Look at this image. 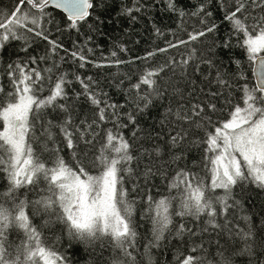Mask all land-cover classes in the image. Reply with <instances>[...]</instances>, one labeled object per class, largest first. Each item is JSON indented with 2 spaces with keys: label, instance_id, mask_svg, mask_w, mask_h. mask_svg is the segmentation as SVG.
Listing matches in <instances>:
<instances>
[{
  "label": "trees",
  "instance_id": "16d2710c",
  "mask_svg": "<svg viewBox=\"0 0 264 264\" xmlns=\"http://www.w3.org/2000/svg\"><path fill=\"white\" fill-rule=\"evenodd\" d=\"M174 2L185 13L184 16L169 11L167 0H108L111 9L105 13L103 24L97 25L94 29L90 27L93 23L90 18L78 30L68 28L66 16L49 7L46 10L49 16L39 17V27L29 25L34 31L31 34L26 33L27 43L23 40H14L6 48L0 49L2 52L0 89H3L0 91V102L9 99L6 95L8 92L15 91L12 81L18 79L20 75L19 69L15 67L17 64L25 73H31L35 69L45 77L44 90L39 93L41 98L50 94L56 79L63 75L67 82L64 85L66 99H58L57 104H65L68 112L62 111L59 107L42 110L32 126V133H34L32 143L36 150H43L45 144L48 149H58L57 154L70 165L75 164V160L72 151L66 146L59 127L51 128L53 140H47L44 129L48 127L49 121L59 125L71 115L73 129L79 128L80 132L93 140L95 145L94 148L85 147L83 140H80L77 145L78 149L83 148L89 153V161L102 154L101 144L106 143L105 133L113 129L112 121H99L96 115L98 109L84 93L81 81L88 83L90 91L97 94L98 98L107 99L111 104L124 105L119 109L121 113L119 122L127 126L121 127L119 131L131 144L129 152L134 159L130 164L122 166L130 168L131 171H122L119 175L123 178L125 200L132 202L134 220L139 225L137 246L129 249L133 252L135 264H148L149 256L151 264H180V260L189 255V250L194 246H199L196 255L202 256L205 264H224L225 259L227 264H250V261L251 264H256L258 260H264V227H262L264 190L252 184H245L243 189L233 188L234 199H239L241 206L229 209L225 214L226 220L224 216L218 217L219 222L228 225L223 233L219 229L203 232L201 229L204 225L201 221L192 217H185L182 221L181 217L175 215V212L180 210L182 196L186 194L183 184L178 188L170 187L171 184L178 182L177 173L181 170L188 171L202 181L206 188L210 186V165L205 159V156L210 154L205 152L207 145L203 143L206 132H214L215 126L229 119L230 111L237 104L243 106V92L240 88L244 81H237L235 75L237 65L234 61H240L244 65L249 84H255V79L252 74L253 63L248 61L245 50L237 46L238 41L242 42V34L229 37L231 25L223 19L222 0H174ZM227 2L229 8H232L233 0H227ZM17 3L18 0H0V19L8 16ZM137 5L140 6V11L132 12L135 19L129 15H121L123 8H135ZM201 5L212 13L211 17L193 15ZM29 10V6H24L21 14ZM31 11L36 12V10ZM249 11L256 15L260 14L258 9L250 8ZM62 17L65 19L62 20ZM50 18H54L55 23H47L46 21ZM202 19L205 20L204 24L200 23ZM211 23L218 25L217 31L186 45L168 48L169 42L176 44L181 39L188 40L189 32L202 30ZM41 29H46L49 40L56 41L62 47L53 50L48 41L36 37L35 32ZM225 40H230L232 45L230 49L223 48ZM24 47H27V51L22 50ZM160 48H167V51H157ZM72 51L81 52L91 62L85 63L81 68L80 61L72 57ZM113 52L116 53L115 56L112 55ZM148 53H154V55L149 57ZM33 59L35 63L32 62ZM184 60L188 61L187 65L182 64ZM206 60H211L215 66L210 67L204 63ZM97 64L101 66L97 67ZM9 65L12 67L10 68ZM161 67L163 71H160L158 77L153 79L156 81L155 88L163 91L165 95L157 97L152 94L150 96L152 103L149 107L143 113L137 112V102L141 107L145 103L138 97L153 93V90L147 85H141L139 89L132 86L139 83L146 70H158ZM48 68H53V71L48 73L46 71ZM217 68L228 77H232L229 81L230 88L216 82ZM77 77L80 79L78 80ZM89 78H91L90 81ZM209 102L216 105L215 112L206 109L207 116H210L213 122L212 126L205 128L203 125L197 126L190 121L177 120L175 113L178 110L191 115L188 111L190 105L200 103L204 106ZM169 108L172 109L173 114L165 119ZM108 111L111 112V109ZM130 112L136 113L134 123L128 122L126 114ZM39 116H43V119ZM29 119L30 121L33 119L32 114ZM93 119L97 121L94 125ZM191 119L197 118L192 116ZM89 125L92 127L89 128ZM80 132L74 134L79 137ZM178 132L187 134L179 144L173 146L169 142L170 136ZM157 147L160 148L159 157L155 155ZM105 154L110 157L117 156L115 152ZM42 158L47 162L48 167H52L48 151H42ZM54 159L55 156H52L51 160ZM150 165L154 171L156 169L159 171L152 176H147ZM100 169L101 165L97 160V167L90 168V174L98 175ZM190 182L194 185L196 183L194 180ZM6 185L5 174L0 172V191L4 190ZM17 195L21 199L39 198L30 194L26 195L25 189H21ZM211 195L214 198L224 197L225 192L223 189H215ZM149 196L153 199L151 211H149ZM164 198L170 200L169 213L172 214L173 225L178 227L179 223L183 222L196 235L185 232L178 236L170 226L164 233L165 238L146 253L144 245L151 239L152 228L149 217L156 214L154 202ZM215 207L217 210L221 209L219 203H215ZM25 211L26 214H30L29 208ZM245 215L251 217L249 222L241 219ZM31 222L40 230L44 245L66 256L69 264H113L116 259H124L120 250L115 249L107 239L103 243L97 241L94 244L69 242V236L63 225L58 223L54 216L44 212L32 216ZM249 227H252L254 232L253 239L249 241L253 246L251 256L242 252L245 242L236 235ZM9 238L19 244L24 239V234L20 230H14ZM41 264H43L42 261Z\"/></svg>",
  "mask_w": 264,
  "mask_h": 264
},
{
  "label": "snow or ice",
  "instance_id": "6c2138e0",
  "mask_svg": "<svg viewBox=\"0 0 264 264\" xmlns=\"http://www.w3.org/2000/svg\"><path fill=\"white\" fill-rule=\"evenodd\" d=\"M169 11L177 12L180 16L185 13L179 9L174 0H167ZM24 6H29L30 10L23 12ZM53 10H61L66 13L67 27L79 29L83 23H87L91 18L93 23L90 27L96 29L97 25L104 22L105 13L109 12L111 5L108 0H18L8 16L0 19V49L6 48L11 41H28L27 34L33 33L34 29L29 25L39 27V17L49 16L46 10L49 7ZM258 9L259 15L253 14L249 9ZM224 10L223 19L231 25L229 37L231 35L240 36L242 42L238 41L237 46L244 49L247 59L254 63L252 74L256 78L255 84H249L246 77V69L240 61H234L237 65L236 79L243 80L240 90L243 92V106L237 104L230 111V118L223 121L219 126H215L214 132H206L203 143L207 145L205 159L208 161L209 172L211 173V184L206 186L190 172L181 170L177 173L178 182L170 187L185 186V195L181 198L180 210L175 212L176 216L182 218L192 217L202 222L203 232L221 230L228 228L226 223L218 221L219 216H224L229 209L240 207V200L234 199L233 188L243 189L245 184H252L264 190V0H233V7L229 8L227 0H222ZM31 10H36L33 12ZM133 11H140V6L135 8H123L121 15H129L132 19ZM193 15L211 17L212 13L204 9L203 5ZM65 18L62 17V20ZM47 23H55L54 18H50ZM200 23L204 24L202 19ZM98 30V29H97ZM218 30L216 23L207 24L204 29L189 32L188 40H179L176 44L169 42L168 48H175L181 44L194 42ZM159 31V29H157ZM35 36L42 38L52 46V49L62 47L54 40H49L47 30L41 29L35 32ZM90 39V38H89ZM232 47L230 40H225L223 48ZM22 50L27 51V47ZM91 51V49H89ZM159 52L167 51V48L157 49ZM2 55V52H0ZM74 59L80 61V67L85 63H90L87 57L79 51H72ZM116 55L115 52L112 53ZM154 53H148L152 56ZM47 59V57H42ZM35 63V59L32 60ZM121 63V61H116ZM204 63L210 67L215 66L211 60ZM187 65L188 61H182ZM97 67L101 66L99 64ZM11 68L12 65H9ZM19 69L18 79L12 81L15 91L8 92L9 98L5 102H0V172L5 174L7 180L6 188L0 191V264H69L68 258L63 254L47 248L41 239L40 230L33 225L31 217L40 212L49 216H54L56 221L63 225L69 236V242L79 241L86 244H94L97 241L103 243L107 239L115 249H119L124 259H116L113 264H135V257L129 249L136 248L138 227L134 220L132 202L125 200L126 193L123 189V178L120 172H130L131 169L122 167L130 164L134 157L130 154L131 144L125 140L119 129L126 127L120 121L121 113L119 109L124 105L111 104L107 99L98 98L97 94L90 91L88 83L81 81L84 93L88 95L91 102L97 107L99 121L110 120L113 122V129L105 133L106 143L101 144V155L89 161V153L83 148H77L80 140H83L85 147H95L93 140L88 139L79 128L73 129V121L69 115L59 125L48 122V127L44 129L48 141L53 140L51 128L59 127L63 134L64 141L68 149L72 151L75 164L70 165L64 158L60 157L58 149H48L47 144L43 150L33 148L32 126L35 119L46 108L59 107L62 111L68 112L65 104H57L58 99H66L64 85L67 83L63 75L56 79L54 87L50 89V94L41 98L39 93L44 90L45 77L40 71L32 70L25 73L19 64L15 66ZM54 67H56L54 65ZM197 66V71H199ZM48 73L53 68L46 69ZM158 70H146L141 76L139 83L132 87L139 89L141 85H147L153 93L139 96V100L145 101L143 106L137 102L136 111L143 113L152 103L150 96L155 94L163 97L165 93L155 88L156 81L153 77H158ZM11 75V73H10ZM50 79V77H49ZM79 80L80 77H77ZM91 78H89V81ZM228 77L219 68L216 71V82L225 87H231ZM211 83V82H210ZM3 91V89H0ZM213 95H216L213 93ZM106 97V94H104ZM103 104V107H101ZM111 109V112L108 111ZM206 109L216 110V105L209 102L202 106L200 103L190 105L188 111L191 115L181 111L175 113L177 120L190 121L197 126L203 125L205 128L213 125L210 116H207ZM33 119L30 121L29 116ZM172 109L166 111L165 119L171 116ZM129 123H134L136 113H127ZM195 116L197 119L192 120ZM207 117V118H206ZM43 119V116H39ZM93 119V125L96 124ZM92 125H89L91 128ZM80 132L77 137L74 133ZM187 133L178 132L170 136V144L177 145ZM135 136V133H133ZM42 151L49 152V162L52 167L47 166L42 158ZM115 152L117 156L110 157L105 153ZM155 155L160 156V148L155 149ZM55 156L54 160L51 157ZM179 159V157H177ZM97 160L101 165L98 175L90 174V168L97 167ZM154 171L150 165L147 176H152L158 172ZM196 181L195 185L190 181ZM21 189H25V194L34 195L38 199H21L17 194ZM215 189H223L224 197H213L211 192ZM149 200V211L153 199ZM232 203H228V201ZM156 214L150 216L152 221L151 239L144 245L146 253L164 239V233L172 226V230L178 236L187 232L189 235L196 233L187 228L185 223H179L178 227L173 225L172 214L169 213L170 200L168 198L155 201ZM215 203L221 205L217 210ZM30 209V214H26L25 209ZM206 217V219H205ZM245 222H249L251 217L245 215L241 217ZM264 227V223H262ZM14 230H20L24 234V239L16 244L10 240V234ZM230 230V229H229ZM245 242L242 252L253 255V246L249 241L253 239L252 227L236 233ZM199 246L192 247L189 255L180 260V264H205L204 258L196 255ZM202 251V249H200ZM223 255V254H221ZM148 264H151V257H148ZM224 264H227L225 259ZM251 264V261H250ZM256 264H264V260H258Z\"/></svg>",
  "mask_w": 264,
  "mask_h": 264
},
{
  "label": "water",
  "instance_id": "95a60500",
  "mask_svg": "<svg viewBox=\"0 0 264 264\" xmlns=\"http://www.w3.org/2000/svg\"><path fill=\"white\" fill-rule=\"evenodd\" d=\"M51 7V6H50ZM52 8V7H51ZM60 11L61 13H63L61 10H58ZM65 16L67 15L66 13H63ZM253 66H254V63H253ZM259 73H256V75L254 76V79H255V82H256V78L258 77Z\"/></svg>",
  "mask_w": 264,
  "mask_h": 264
}]
</instances>
